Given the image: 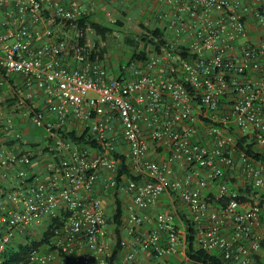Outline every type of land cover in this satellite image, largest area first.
<instances>
[{
  "label": "built area",
  "instance_id": "built-area-1",
  "mask_svg": "<svg viewBox=\"0 0 264 264\" xmlns=\"http://www.w3.org/2000/svg\"><path fill=\"white\" fill-rule=\"evenodd\" d=\"M166 6L159 16L165 45L152 46L141 66L124 67L128 76L113 77L93 58L104 42L98 46L90 30L84 40L79 22L87 11L76 0H0V91L3 73L16 75L28 92L43 94L53 115L24 113L50 139L36 172L37 154L17 152L24 139L13 119L2 129L0 264L16 241L33 234L40 242L49 232L27 264H111L116 227L109 229L104 198L94 194L101 175L105 190L120 189L132 200L119 228L125 250L119 264H139V251L177 264L169 259L185 250V225L179 229L175 213L153 218L136 211L165 195L184 205L199 249L227 264H264V162L236 150L240 134L264 155V35L258 43L248 39L251 22L264 34V0ZM70 115L89 121L96 150L62 136ZM150 143L163 159L148 157ZM117 155L134 177L122 176L120 186ZM216 183L211 202L203 191ZM145 225L154 228L138 232Z\"/></svg>",
  "mask_w": 264,
  "mask_h": 264
},
{
  "label": "crops",
  "instance_id": "crops-1",
  "mask_svg": "<svg viewBox=\"0 0 264 264\" xmlns=\"http://www.w3.org/2000/svg\"><path fill=\"white\" fill-rule=\"evenodd\" d=\"M82 7V9L86 10L91 19L93 21H96L100 24H102L105 27H110L114 29L113 20H109L108 17H111L113 15L117 18L122 24L124 33V40H126L127 37H133L138 38L140 34L145 33V29H159L161 32L164 33L163 27L164 22L160 20L159 16L163 12V10L167 7L166 6V0H132L129 3L121 4L118 2H106L102 0H76ZM246 5V7H256L251 4L247 5L246 3H243ZM119 16V18H118ZM136 19L137 22H133L131 25L128 22V20H134ZM117 22V21H116ZM115 22V23H116ZM129 28H132L129 30ZM128 29V30H127ZM57 30L60 35L63 34V29L60 27H57ZM129 31V32H128ZM132 31V32H130ZM116 30L114 31V35L116 34ZM94 34V39H96L99 43L103 42L100 40L99 37ZM263 31L258 28L253 22L250 23L249 27V41L252 43H258L262 36ZM88 39H89V33H88ZM105 46L107 47V41L104 42ZM118 56V55H117ZM115 59L112 58V55L109 54L108 50L106 55L103 58V63L109 73L110 76L113 77H119V76H128V69L124 70L123 68L128 66L131 61H129L128 64L124 63H116L114 61ZM133 62H138L137 66H141L143 64V60L136 59ZM73 65V63H72ZM10 78L14 79V86L9 84L6 81V86L1 89V93H6L14 90V95L12 98H8L3 102L2 104L7 106H15L14 110L3 117V121L1 125L4 127L5 122L7 119L12 118L15 127L18 131H20L23 134V143L17 146V152L20 150L22 151H32L36 155L35 162H34V168L33 172L39 171L38 166L40 167L43 165L45 159H42L43 155L47 152V147L50 144V139L47 134V132L44 131V133L36 134L35 127L31 123L30 119L28 117L24 116L25 112H32L33 108H40L42 110L41 113H43L48 119L52 118L53 115L49 114L47 111V107L44 102L43 94L40 92H28L24 88V82L23 80L16 76L12 75L9 76ZM4 91V92H2ZM29 97V99H28ZM2 102V101H1ZM30 102V105L28 104ZM32 104V106H31ZM115 126V124H114ZM116 138L119 142L120 151L124 154L127 153V148L123 143V136H122V130L120 129V126L117 124L116 126ZM65 129L68 132H76L77 135H81L85 131H89V121H80L76 118H74L72 115H70V118L66 124ZM206 142V141H204ZM121 147L123 149H121ZM82 150L89 153V146H86L84 148H81ZM93 154H95L93 152ZM164 151L160 149L156 144L150 143L149 149H148V157L151 160H160L164 157ZM175 169L179 175V177H183L184 171H180V167L175 166ZM105 184V177L104 175H101L99 179V186L97 187L95 191L96 196H101L104 198L107 215L109 217L112 216L116 205H117V198L122 200L125 203V213L128 211L130 207H132V200L131 198L122 190L120 189H111V190H105L104 188ZM216 184L213 186L205 189L203 191V196L209 201L214 200V196L216 194ZM141 215H149L151 217H155L158 213L163 212H171L175 213V222L179 229L183 230L184 227V218L188 219V212L185 209L184 205L180 202L178 199V196H163L154 206H152L149 209H137L136 210ZM112 226H109V229H111ZM154 228V225H145L141 230L138 232L143 233L144 231L150 232ZM132 239V237H129V240ZM139 264H149V261L152 260V264H159L158 260L155 259L152 255L146 254L142 251H139ZM170 262H174L177 264H181L185 262V264H189L186 256L185 251H181L180 254L176 257H173L169 259Z\"/></svg>",
  "mask_w": 264,
  "mask_h": 264
},
{
  "label": "trees",
  "instance_id": "trees-1",
  "mask_svg": "<svg viewBox=\"0 0 264 264\" xmlns=\"http://www.w3.org/2000/svg\"><path fill=\"white\" fill-rule=\"evenodd\" d=\"M117 27H122L123 24L120 21L115 23ZM79 28L85 32V39L88 38L89 30L94 32L97 37L100 38L103 42L108 41L110 37L114 35L115 29L110 27H105L102 24L93 21L91 17L87 15H83L82 19L79 22ZM164 33L161 32L159 29H145V33L142 35V41L144 43L143 50L137 53V45H138V38L127 37L125 42L126 44L131 47L134 51V54L131 57V62L136 59H141L145 61L148 58V54L152 46H162L165 45L164 41ZM155 40H158L156 43ZM98 46H101L98 43ZM107 53V47H101V51L94 54L93 58L98 60H103L104 56ZM130 64V63H129ZM5 80L13 85L14 79L10 78L8 75L3 73ZM30 105V102H28ZM32 106V104H31ZM42 110L40 108H33L31 116H35L41 113ZM2 129L3 126L0 125V136H2ZM62 136L65 139H69L70 141L74 142L75 144L79 145L80 148H84L86 146L93 147L96 150V144L91 140V136L89 135V131H85L80 136L77 135L76 132H68L66 129L60 131ZM204 143V141H200ZM13 144V142L11 143ZM236 150L238 152H244L249 157L254 158L255 160H260L264 162V155L255 147L254 144L250 142V138L248 136H242L240 134L236 135ZM117 159L121 162V168L118 173L117 181L120 186L122 183V176H125L127 179H133L134 177L131 175L130 169L126 163V157L122 155H117ZM118 186V188H119ZM215 200L211 201L214 202ZM125 203L117 198V205L112 214L109 218V225L112 227H116V234L117 242L113 244L112 250L113 254L110 259L111 264H119L121 255L124 254L125 250L121 246V239L123 238V234L120 231V227L124 224V217H125ZM60 222V220H59ZM58 223V221L56 222ZM184 225L186 227V239H185V256L189 262V264H227L221 257V255L215 251H205L201 250L196 245V233L192 227V223L184 218ZM50 229L53 226L49 227ZM50 232L45 235V240L48 239ZM45 240L37 241L33 234L29 235L24 242H20L17 248L13 247L7 252L6 261L4 264H27V257L31 250L37 248L41 244L45 242ZM185 264V262L181 263Z\"/></svg>",
  "mask_w": 264,
  "mask_h": 264
},
{
  "label": "rangeland",
  "instance_id": "rangeland-1",
  "mask_svg": "<svg viewBox=\"0 0 264 264\" xmlns=\"http://www.w3.org/2000/svg\"><path fill=\"white\" fill-rule=\"evenodd\" d=\"M108 18H109V20H113L115 22L119 21L113 15H111V17H108ZM118 18H119V16H118ZM115 22H113L112 25H114V27H115L114 29L116 30L117 33L115 34V36H112V37H110L108 39V41H107V50H108L109 54L112 55V58L115 59L114 61H116V63L128 64L129 61H131V57L134 54V51H133V49L131 47H129L126 44V42L124 40V35H126V34H123L124 33L123 27H117L115 25ZM133 22H137V20L136 19L130 20V21L128 20L127 23H129L131 25ZM131 29L132 28H129V30H131ZM130 32H132V31H130ZM143 34H140L138 36L137 53L141 52L143 50V47H144V43L142 41V35ZM93 36H94V34H93ZM2 92H4V91H2ZM13 95H14V90L13 91L10 90V92H7V94L6 93H1V95H0V125H1V123L3 121V117H5L9 113H11L14 110V107H15V106H7V107H5L6 105H4L2 103L5 102V100L8 99V98H12ZM89 96L91 97V96H94V95L93 94H89ZM35 132H36V134L44 133V130L35 128ZM20 242H21V240L16 241L13 247L17 248V246H18V244ZM152 263H153L152 260L149 261V264H152Z\"/></svg>",
  "mask_w": 264,
  "mask_h": 264
}]
</instances>
